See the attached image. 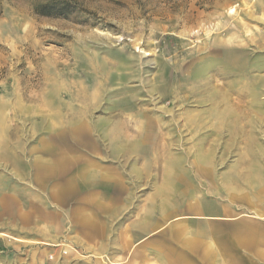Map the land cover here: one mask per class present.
Instances as JSON below:
<instances>
[{"label": "rangeland", "instance_id": "rangeland-1", "mask_svg": "<svg viewBox=\"0 0 264 264\" xmlns=\"http://www.w3.org/2000/svg\"><path fill=\"white\" fill-rule=\"evenodd\" d=\"M39 1L0 0V264H264V0Z\"/></svg>", "mask_w": 264, "mask_h": 264}, {"label": "crops", "instance_id": "crops-1", "mask_svg": "<svg viewBox=\"0 0 264 264\" xmlns=\"http://www.w3.org/2000/svg\"><path fill=\"white\" fill-rule=\"evenodd\" d=\"M12 122H3V120H0V198H3V191L7 190L6 196L4 195V198L11 199L14 198L15 201L18 200V186L20 184V178H19V169L17 167H14L13 162H11V165L14 170L10 168V170H6L4 172L3 165H8L7 162L3 161L4 157H6L9 153H14L11 155L13 158H20L18 150H14L12 144ZM23 159V156H21ZM17 165V161H16ZM3 170V171H2ZM9 184V187H8ZM14 184V185H13ZM14 192V195L12 194ZM16 192V193H15ZM264 217V214H261V217ZM262 217V218H263ZM264 248V245H263Z\"/></svg>", "mask_w": 264, "mask_h": 264}, {"label": "trees", "instance_id": "trees-1", "mask_svg": "<svg viewBox=\"0 0 264 264\" xmlns=\"http://www.w3.org/2000/svg\"><path fill=\"white\" fill-rule=\"evenodd\" d=\"M39 16L69 18L75 12H81L77 0H40L34 6Z\"/></svg>", "mask_w": 264, "mask_h": 264}, {"label": "bare ground", "instance_id": "bare-ground-1", "mask_svg": "<svg viewBox=\"0 0 264 264\" xmlns=\"http://www.w3.org/2000/svg\"><path fill=\"white\" fill-rule=\"evenodd\" d=\"M256 64H257V63H256ZM256 64H255V66H256ZM257 66H258V65H257ZM224 69H226V67H225ZM229 69H230V68H229ZM231 70H232V69H231ZM225 73H226V72H225ZM227 73H228V71H227ZM230 75H231V74H230ZM223 77H224V76H223ZM225 77H228V76H225ZM225 77H224V78H225ZM225 83H226V82H225ZM226 84H227V83H226ZM226 84H225V85H226ZM234 85H236V84H234ZM223 87H224V86H223ZM252 87H253V86H252ZM80 89H81V88H80ZM251 89H252V88H251ZM254 89H255V88H253V90H254ZM81 90H84V87H83ZM81 90H80V91H81ZM255 90H256V89H255ZM85 91H86V90H85ZM96 91H97V90H96ZM81 92H83V91H81ZM253 92H254V91H253ZM232 94H233V93H232ZM230 95H231V94H230ZM242 95H243V94H242ZM247 95H249V94H247ZM232 97H233V95H232ZM243 97H244V95H243ZM255 97H256V95H255ZM237 98H238V97H237ZM239 99H240V98H239ZM257 99H258V98H257ZM237 100H238V99H237ZM241 100H242V99H241ZM235 101H236V99H235ZM243 101H244V100H243ZM233 102H234V101H233ZM240 102H241V101H240ZM246 102H248V101H246ZM234 103H235V102H234ZM243 103H245V102H243ZM243 103H242V104H243ZM237 104H238V103H237ZM239 105H240V104H239ZM248 105H249V104H248ZM88 106H89V105H88ZM255 106H256V105H255ZM251 107H252V106H251ZM238 108H239V107H238ZM238 108H237V109H238ZM243 108H244V107H243ZM245 108H246V107H245ZM93 109H94V108H93ZM240 109H242V108H240ZM90 110H91V109H90ZM239 111H240V110H239ZM249 111H250V110H249ZM68 113H69V112H68ZM241 113H242V112H241ZM245 113H246V111H245ZM77 114H78V113H77ZM77 114H76V115H77ZM86 114H87V113H86ZM65 116H66V115H65ZM78 116H82V115H78ZM70 117H72V116H70ZM86 117H87V115H86ZM68 119H69V117H68ZM245 128H246V127H245ZM208 164H209V163H208Z\"/></svg>", "mask_w": 264, "mask_h": 264}]
</instances>
